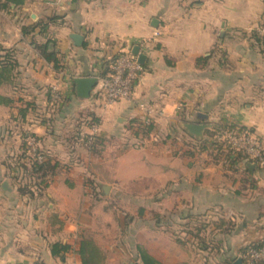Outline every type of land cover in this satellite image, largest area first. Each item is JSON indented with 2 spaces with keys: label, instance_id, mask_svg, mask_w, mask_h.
<instances>
[{
  "label": "crops",
  "instance_id": "obj_1",
  "mask_svg": "<svg viewBox=\"0 0 264 264\" xmlns=\"http://www.w3.org/2000/svg\"><path fill=\"white\" fill-rule=\"evenodd\" d=\"M261 27L264 0H25L0 10V55L14 50L18 65L0 87V264H84V240L101 264H134L138 246L161 264H235L264 243V166L200 150L224 125L264 144V50L252 39ZM33 38L51 41L60 69ZM136 46L145 60L132 99L105 107L103 75ZM79 77L98 79L87 100L75 95ZM143 106L154 123L145 141L129 129L147 118ZM186 124L206 129L196 138ZM27 136L49 167L23 187Z\"/></svg>",
  "mask_w": 264,
  "mask_h": 264
},
{
  "label": "trees",
  "instance_id": "obj_2",
  "mask_svg": "<svg viewBox=\"0 0 264 264\" xmlns=\"http://www.w3.org/2000/svg\"><path fill=\"white\" fill-rule=\"evenodd\" d=\"M25 0H0V10H6L9 9L12 5L14 6H22L24 5ZM46 25H42V23L38 25H34L31 27H23V34L26 36H31L32 33H35L36 30H43V28ZM252 39L255 42L256 46H262L264 50V36L259 35L256 31L253 32L252 34ZM49 43L48 44H40L33 38V44H35V48L38 51V53L49 63H54L55 67L60 69L59 61L56 57V54L51 52L49 50ZM115 60V59H114ZM113 60V61H114ZM17 60L15 57V52L14 50H4L2 52V55H0V87L6 83H12L15 75V71L17 69ZM111 72L110 68L108 72L103 75L102 78H105L109 73ZM2 100V99H1ZM63 101V100H62ZM61 101V102H62ZM9 102V101H8ZM11 102V101H10ZM53 102V101H52ZM58 102V103H61ZM56 105L58 104L57 102H54ZM33 105L28 104L27 109H32ZM98 121L96 119L92 120L91 124H97ZM130 131L133 132V134L136 136L137 139L144 140L148 139L150 135L154 131V123L150 122L148 124L144 123L143 121H133L130 125ZM222 129H229L235 132H250L253 133L251 130L244 128V127H239V126H234V125H228V126H218L212 133L209 139H207L206 143L200 144V150L201 152L203 151H209L216 153L214 156L216 158H225V164H232L233 160H240L243 161L244 163H249L251 160L242 152H235L231 150L230 148H225L222 144H218L213 141V137ZM27 138V137H26ZM88 138H85V141L88 142ZM208 143V144H207ZM91 145H94V141L92 142ZM28 153V147L27 143L24 142V149L19 157L17 166L19 169L24 170L25 176L30 179L29 183L27 185H23V187H28L35 185L36 181L40 180L41 178L45 177L46 174L48 173V167H49V162L47 160L46 154L39 149V153L43 156V158L46 160L44 163L39 164L35 160L31 159L27 155ZM235 157V158H234ZM28 164V165H27ZM62 246L56 245V248H61ZM264 247V243H257V244H251L244 248L242 250V257L243 261L245 264H264V262H253L250 263L248 262L245 257L249 249H260ZM65 250H68L69 248H63ZM137 253H138V259L134 264H161L159 261L154 259L143 247L138 246L137 248ZM79 254L82 258V261L84 264H101L103 261H105V258L103 254H101V251L94 245L89 240H84L81 243Z\"/></svg>",
  "mask_w": 264,
  "mask_h": 264
},
{
  "label": "built area",
  "instance_id": "obj_3",
  "mask_svg": "<svg viewBox=\"0 0 264 264\" xmlns=\"http://www.w3.org/2000/svg\"><path fill=\"white\" fill-rule=\"evenodd\" d=\"M258 34L264 36V27L258 29ZM111 72L102 78L101 91L96 99L101 100L105 107H110L114 104L129 101L132 99L133 86L143 71V67L139 63L137 57L130 52H121L110 65ZM51 98L53 102H61L62 95L57 86L51 88ZM147 111L148 116L143 120L144 123H150L151 110ZM94 134L97 132V126L93 127ZM93 135L89 137L88 142H93ZM213 141L222 144L225 148H230L235 152H242L252 163L258 166H264V144L260 138L250 132H235L229 129H222L214 137ZM26 142L28 145L27 155L37 163L45 162L39 149L36 147V139L32 136H27ZM245 259L250 262H264V247L260 249H249Z\"/></svg>",
  "mask_w": 264,
  "mask_h": 264
},
{
  "label": "water",
  "instance_id": "obj_4",
  "mask_svg": "<svg viewBox=\"0 0 264 264\" xmlns=\"http://www.w3.org/2000/svg\"><path fill=\"white\" fill-rule=\"evenodd\" d=\"M157 21L154 22L156 24ZM72 39L75 41V44L79 45L80 42H82L83 38L80 35L74 34L72 35ZM132 55L135 57H138L139 63L142 65L145 60V56L143 54H140V48L136 46L133 51ZM98 83V79L95 77H79L74 80L75 84V95L80 100H87L91 97L93 89L96 87ZM185 130L192 136L196 138H200L205 129L206 126L203 124H186ZM249 166L253 167L256 166L254 163H250ZM235 264H243V260L239 259L235 262Z\"/></svg>",
  "mask_w": 264,
  "mask_h": 264
},
{
  "label": "rangeland",
  "instance_id": "obj_5",
  "mask_svg": "<svg viewBox=\"0 0 264 264\" xmlns=\"http://www.w3.org/2000/svg\"><path fill=\"white\" fill-rule=\"evenodd\" d=\"M43 39H44V37H43ZM50 92H51V90H50ZM44 160H45V159H44ZM45 161H46V160H45ZM27 165H28V164H27ZM21 173L24 174L22 171H21ZM24 178H25V179H24V182H25V180H27V181L29 182V179L25 176V174H24ZM40 181H41V180H38V181H36V183H37V182H40Z\"/></svg>",
  "mask_w": 264,
  "mask_h": 264
}]
</instances>
